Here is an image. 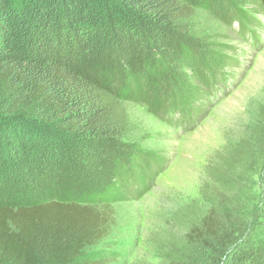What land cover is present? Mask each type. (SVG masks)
Returning <instances> with one entry per match:
<instances>
[{"label": "trees", "instance_id": "16d2710c", "mask_svg": "<svg viewBox=\"0 0 264 264\" xmlns=\"http://www.w3.org/2000/svg\"><path fill=\"white\" fill-rule=\"evenodd\" d=\"M228 1L0 0V264L121 262L110 241L119 208L150 189L163 163L142 162L140 179L142 150L120 107L195 123L199 100L216 96L237 61L210 60L193 100L150 95L197 60V15ZM254 10L234 1L231 24L247 34ZM236 215L225 202L209 208L172 264H264V232L249 237L255 217Z\"/></svg>", "mask_w": 264, "mask_h": 264}, {"label": "rangeland", "instance_id": "374dc122", "mask_svg": "<svg viewBox=\"0 0 264 264\" xmlns=\"http://www.w3.org/2000/svg\"><path fill=\"white\" fill-rule=\"evenodd\" d=\"M234 1L255 9L256 18L264 22V12L252 0H229L199 13L193 33L205 42L197 60L182 65L178 80L163 93L150 95L156 104L164 103L169 91L176 102L193 100L210 60L237 61L229 69L235 83L228 94L222 97L218 91L209 106V100H199L195 130L190 132L191 124L167 125L140 104L120 107L129 138L142 150L144 160L134 168L140 179L146 176L142 162L154 158V166L163 163V174L147 179L150 189L119 208L118 235L110 241L117 244L121 264L177 261L190 227L224 202L240 218L250 222L255 217L249 237L264 232V44L254 49L237 22L231 24ZM254 28L264 37V27Z\"/></svg>", "mask_w": 264, "mask_h": 264}]
</instances>
